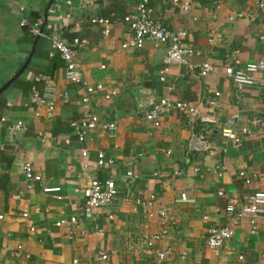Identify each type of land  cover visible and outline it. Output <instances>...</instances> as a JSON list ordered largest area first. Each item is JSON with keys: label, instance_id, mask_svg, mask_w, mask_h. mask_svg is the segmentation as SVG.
I'll list each match as a JSON object with an SVG mask.
<instances>
[{"label": "crops", "instance_id": "obj_1", "mask_svg": "<svg viewBox=\"0 0 264 264\" xmlns=\"http://www.w3.org/2000/svg\"><path fill=\"white\" fill-rule=\"evenodd\" d=\"M149 1L166 28L185 32L184 44L195 51L189 59L194 69L173 65L163 75L168 45L122 49L131 38L123 19L136 12L141 0H0V87L35 47L21 77L37 82L42 75L52 77L57 98L50 118L45 105L33 103V91L24 94L11 85L1 95L6 122L0 124V264H70L74 259L80 264H156L159 252L166 254L163 264H264V218L253 234L248 224L216 212L230 198L264 190V74L263 84L239 90L224 68L228 57L240 65L264 61V9H259L264 0ZM240 13L243 18L229 20ZM99 17L112 22L108 33L90 22ZM43 23L69 43L87 41L77 52L79 70L95 89L89 103L81 102L86 88L67 81L59 55L48 57L47 34L34 44L25 41L24 28ZM205 64L214 71L203 77ZM216 92L219 106L212 107ZM161 98L197 105L217 123L193 129L183 114L173 111L157 128L146 120L145 111ZM92 115L99 117V126L84 144L78 143L70 124ZM253 121H259L257 127ZM17 123L23 130L11 133ZM107 123L116 125L113 137L104 127ZM245 126L252 133L239 145L221 135L223 129ZM194 136L204 137L211 148L192 150ZM85 148L88 168L83 167ZM98 151L112 161L101 170L94 167ZM27 164L42 177L41 183L26 179ZM241 172L250 179L249 186ZM106 178L117 183L118 199L84 213V190L93 179ZM44 187L60 190L45 193ZM181 194L190 202L178 203ZM137 200L149 204L141 208ZM162 210L164 217L158 213ZM74 215L75 227H56L59 219ZM214 224L234 231L218 255L207 246ZM153 235L163 238L148 246ZM101 253L109 259L99 261Z\"/></svg>", "mask_w": 264, "mask_h": 264}, {"label": "built area", "instance_id": "obj_2", "mask_svg": "<svg viewBox=\"0 0 264 264\" xmlns=\"http://www.w3.org/2000/svg\"><path fill=\"white\" fill-rule=\"evenodd\" d=\"M86 1V0H82ZM175 5L179 4V0L173 1ZM186 10L189 9V4L184 5ZM259 9H264V3L259 4ZM255 15H250L249 19H253ZM242 13L230 17V21H234L237 18H243ZM159 15L156 14L155 9L150 5L149 0H141L138 4L136 12L124 17L123 22H125L131 31V38L128 41H125L122 44L123 50H142L147 44H150L155 49H160L165 45H168V48L165 52L164 57V68L163 75L168 73L169 69L173 65H182L187 66L190 69H194V66L190 63V58L194 56L195 51L191 47H187L184 44V31H174L166 28ZM93 25H98L102 28H105V32L108 33L109 29L112 26L107 18H93L90 21ZM25 26V23H21ZM31 33L34 36H45L44 32H41L39 24H35L31 27ZM48 39L51 43V51L49 56L52 58L59 55L65 65V77L67 81L72 85H82L86 88L87 96L82 98L81 102L87 104L90 102V95L95 91L93 87L88 85L82 75V72L79 70L80 65L78 62V48H83L87 45V41L75 39L72 43H69L62 39L57 34L50 33ZM214 66L210 64H205L200 69V74L203 77L211 74L214 71ZM225 76L230 80L237 89L242 90L244 87H254L260 84H263V79L261 75L264 74V61H258L253 63H246L245 65H240L238 61L231 62V58L226 59L225 65ZM164 76L162 80H164ZM39 83L43 84V89H33L32 100L33 103L37 105H45L48 109V116L52 118L56 109L57 98H56V88L54 86L53 78L49 76H40L38 79ZM116 93L106 95L107 99H112ZM69 93L66 91L63 94L65 100L68 99ZM220 93H215V98L212 100V107L219 106ZM180 112L183 114L189 126L193 129L197 127H209L215 125L217 120L214 116H211L207 113L201 112V109L190 102L187 101H172L166 98H161L152 101L148 109L145 111V118L147 121L151 122L155 127L159 128L161 122L165 115L170 112ZM6 120L4 117L0 119V124L5 123ZM100 119L96 115L71 122V128L77 136L78 143L84 144L89 132L95 131L99 126ZM253 124L257 127L259 121H253ZM104 127L109 131L111 137L114 136V131L116 130L115 123H107ZM24 126L22 123L14 124L9 128L11 133L20 132L23 130ZM252 129L245 126L238 131L231 129H223L221 135L224 139L232 141L234 144L239 145L243 139V136L250 135ZM190 148L194 151H207L211 148L209 142L202 136H194L190 143ZM89 155L88 149H83L82 156L84 158V166L88 168L90 165L87 161ZM112 164V161L107 159L106 155L102 151L97 152L95 166L97 169L101 170L107 167V165ZM0 164V177L2 175L3 169ZM24 173L26 179L32 183H41L42 177L35 172V169L32 165H25ZM128 176H132V173H129ZM241 178L245 180V185L249 186L251 181L247 178L244 172L240 173ZM45 193L57 192L59 188H43ZM85 202L83 205L84 213H91L97 209L107 208L115 203L119 197L117 183L112 178L106 179H93L88 187L84 190ZM219 195L222 196L223 193L219 192ZM178 203L190 202L186 194H181L180 198L177 200ZM136 204L141 208H146L148 202L137 200ZM165 210H162L160 213L161 216H165ZM216 212L224 214L227 217L234 218L237 221H241L249 225L251 232L256 234L258 229V221L261 218H264V190L254 191L244 193L241 196L230 198L227 201V205L224 209L219 207L216 208ZM24 218H28V213L22 214ZM204 219L210 221V216L205 215ZM78 223V218L74 215L70 218H62L56 222V227L62 228L63 226L75 227ZM32 232L35 231L34 228L31 229ZM72 236V235H70ZM234 236V231L231 227L221 224H214L208 229L207 236V246L217 255L221 248L232 239ZM162 235H153L151 236L147 244L152 246L153 243L157 240L162 239ZM20 249V247H19ZM166 254L164 252L157 253L158 260L156 264H163ZM109 259L108 255L101 253L99 256V261L104 262ZM244 260L243 256L239 257V261ZM78 259H74L70 264H80Z\"/></svg>", "mask_w": 264, "mask_h": 264}, {"label": "trees", "instance_id": "obj_3", "mask_svg": "<svg viewBox=\"0 0 264 264\" xmlns=\"http://www.w3.org/2000/svg\"><path fill=\"white\" fill-rule=\"evenodd\" d=\"M40 28L44 29V34H47V35L50 34V32L47 31L46 25H44V23L41 25ZM30 30H31L30 26H26L24 28L25 41H28L31 44H34L36 42L37 38H39V41H41L42 37L34 36L31 33ZM39 43H37V48L39 46ZM48 57L51 58L49 56V52H48ZM57 57L60 59V56H57ZM13 86L20 88L23 91L24 94H29V93H31L33 91V89H39L41 87V84L39 82L35 81V80L34 81H29L27 79H24L23 77H20L13 83ZM5 108H6V102H5L4 98H3V96L0 95V119L2 118V112H3V110Z\"/></svg>", "mask_w": 264, "mask_h": 264}, {"label": "water", "instance_id": "obj_4", "mask_svg": "<svg viewBox=\"0 0 264 264\" xmlns=\"http://www.w3.org/2000/svg\"><path fill=\"white\" fill-rule=\"evenodd\" d=\"M41 32L43 33L44 29H41ZM34 54H35V47H33L28 59L26 60L24 65L21 67V69L17 71L15 76L10 81H8L5 85L0 87V95H2L11 85H13V83L18 78H20L25 73V71L28 69L29 64L31 63L32 58L34 57Z\"/></svg>", "mask_w": 264, "mask_h": 264}]
</instances>
